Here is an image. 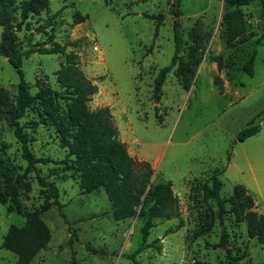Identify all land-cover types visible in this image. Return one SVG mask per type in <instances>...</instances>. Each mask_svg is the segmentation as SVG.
Returning <instances> with one entry per match:
<instances>
[{
  "label": "rangeland",
  "instance_id": "obj_1",
  "mask_svg": "<svg viewBox=\"0 0 264 264\" xmlns=\"http://www.w3.org/2000/svg\"><path fill=\"white\" fill-rule=\"evenodd\" d=\"M22 1L14 3L17 6ZM171 2L49 0L46 11L29 19L33 32L30 43L44 45L53 34L52 42L75 44L67 46L63 54L35 53L22 58L19 70L0 56V87L10 96L23 81L31 94L49 88L62 102L65 93L55 73L65 68L68 55H73L77 70L97 90L87 107L108 108L128 154L134 152L143 159H133L139 164L137 172L147 163L151 184L170 181L178 197L179 218L155 219L146 240L149 247L135 255L134 263L130 256L142 242L149 196H142L134 217L117 221L103 189L84 194L74 176L54 182L50 169L59 168L60 172L59 162L67 149L34 107L21 123L31 153L52 160L36 167L57 187L59 205L39 217L37 224L44 227L48 242L30 264H229L225 249L215 247L223 230L231 256L239 258L235 264L264 262V244L248 238L245 223L231 214H225L221 223L216 203L203 194V184L210 185V177L217 175L220 197L231 195L237 181L235 167L241 164L240 146L245 151L260 147L264 169V38L256 42L264 21L259 3L240 7L249 40L229 44L222 23L226 11L222 1L179 0L178 16ZM75 14L86 20L75 24ZM174 21L183 42L180 55L184 60L194 44L192 34L200 33L202 61L217 66L213 58L221 56V68L213 75L212 85L209 69L198 71L201 61L186 91L175 75V65L155 101L154 81L175 51ZM47 24V28L35 31ZM1 31L0 27V39ZM17 35L21 48H28V32L22 28ZM252 55L250 76L242 71V65ZM252 126L259 127V132L239 145L237 135ZM21 154L13 130L0 122V264H17L15 254L2 246L9 227H22L27 221L25 214L39 209L45 200L36 173L27 168ZM229 159L234 165L226 171ZM179 223L175 232L165 233Z\"/></svg>",
  "mask_w": 264,
  "mask_h": 264
},
{
  "label": "trees",
  "instance_id": "obj_2",
  "mask_svg": "<svg viewBox=\"0 0 264 264\" xmlns=\"http://www.w3.org/2000/svg\"><path fill=\"white\" fill-rule=\"evenodd\" d=\"M49 0H24L17 6L14 0H0V56L7 58L11 66L19 70V61L30 55L38 54H63L67 46L75 43L59 45L52 42L53 34H50L47 43L51 47L42 44H31L32 31L29 19L32 15H39L48 9ZM226 11L222 17V23L226 28V41L229 44L245 43L246 25L240 7L248 6L257 1L260 7V17L264 21V0H220ZM179 0H172V11L178 16ZM18 11V16L16 12ZM58 11L54 15H59ZM86 17L81 14L74 15V23H83ZM39 26L35 31L47 28ZM24 28L28 32V48L23 50L20 46L17 32ZM175 51L168 66L161 68L154 81V100L158 101L161 88L166 75L176 65L175 75L180 81L182 88L188 91L192 85V78L197 66L203 58V49L200 33H194V44L189 47L187 61L180 55L183 42L179 35L178 23L173 25ZM264 38V29L261 36L256 40L260 42ZM221 56H216L213 61L221 68ZM254 55L242 65V71L253 75ZM59 87L64 90L65 96L62 102L58 101L56 92L49 88H41L35 94L29 92V87L19 82L16 93L10 96L0 87V122L13 130V134L22 150V158L27 162V168L36 173V179L45 193L43 205L32 212L26 213V223L22 227L11 225L3 238V248L16 256L17 264H30L33 258L42 250L48 242L47 233L42 225L37 224L39 217L52 206L59 205L58 189L53 183H48L37 170V164L51 163L49 158H36L29 150V137L24 132V124L21 119L32 108H37L43 123L54 128L61 146L67 149L64 160L59 162V168L50 169L54 182H64L71 177L78 180L82 193L103 189L111 202L114 219L121 221L136 215V206L140 204L142 196H149L151 202L146 211V219L141 228L142 242L136 251L130 256L134 261L135 255L149 247L146 240L149 230L154 225L155 219L179 218L178 197L172 190L170 181L151 184V170L147 163L141 164L143 171L137 172L138 163L128 154L125 145L120 141L118 129L113 121L108 108L90 110L87 102L90 97L97 93L96 87L84 80L76 68L73 55H68V63L65 68L56 73ZM259 127L252 126L242 130L236 140L243 142L255 135ZM221 182L217 175L210 177V185L203 184L204 198L213 200L217 206L219 221L223 222L225 214H231L238 221L245 223L248 238L255 239L257 243L264 244V215L255 211L253 198L241 185H235L230 196L221 198L219 191ZM2 202V200L0 199ZM14 203V202H13ZM226 205L229 208H226ZM18 211L20 212L19 208ZM175 229L166 230V234L175 232ZM228 235L223 230L219 242L215 247H222L227 253L229 264H235L239 258L231 256V250L227 247ZM134 263H136L134 261ZM250 264H264L250 263Z\"/></svg>",
  "mask_w": 264,
  "mask_h": 264
},
{
  "label": "crops",
  "instance_id": "obj_3",
  "mask_svg": "<svg viewBox=\"0 0 264 264\" xmlns=\"http://www.w3.org/2000/svg\"><path fill=\"white\" fill-rule=\"evenodd\" d=\"M204 62L205 60L202 61L201 65L198 68V71L201 72L206 69H209L210 82L212 84L213 75L218 74V70H217L218 67L214 64L206 65ZM225 85L226 83H224V86ZM226 93L227 91L222 94H226ZM253 136L245 139L243 142H238L239 145H243L246 141L251 139ZM260 152H261L260 147H254L252 150L248 149L247 151H245L244 148L240 146L241 164L235 167L236 178H237L235 185H241L245 188L246 192L254 200L255 211L258 212L259 214L264 215V169L262 168V164L260 160V157H261ZM130 156L133 159L143 161V159L134 152L130 154ZM232 165H234L233 160L229 159L227 167H226V171L231 169ZM235 185H233V187Z\"/></svg>",
  "mask_w": 264,
  "mask_h": 264
}]
</instances>
